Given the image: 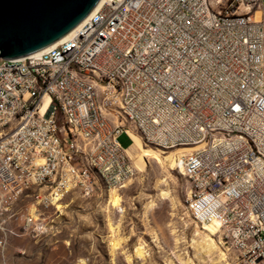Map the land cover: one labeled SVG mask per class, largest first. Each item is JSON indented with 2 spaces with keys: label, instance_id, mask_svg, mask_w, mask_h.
<instances>
[{
  "label": "built area",
  "instance_id": "obj_1",
  "mask_svg": "<svg viewBox=\"0 0 264 264\" xmlns=\"http://www.w3.org/2000/svg\"><path fill=\"white\" fill-rule=\"evenodd\" d=\"M121 134L190 148V214L239 264H264V0H106L65 38L0 58V215L19 217L32 186L120 183ZM21 216L22 232L0 221V246L38 235L37 208Z\"/></svg>",
  "mask_w": 264,
  "mask_h": 264
},
{
  "label": "rangeland",
  "instance_id": "obj_2",
  "mask_svg": "<svg viewBox=\"0 0 264 264\" xmlns=\"http://www.w3.org/2000/svg\"><path fill=\"white\" fill-rule=\"evenodd\" d=\"M134 138L149 154L127 158L131 171L120 183L96 177L86 194L55 180L24 191L14 204L19 217L3 213L0 221L22 232L21 214L37 208L41 229L6 235L0 264H239L216 228L190 214V183L166 158L176 149ZM118 142L130 141L121 134Z\"/></svg>",
  "mask_w": 264,
  "mask_h": 264
},
{
  "label": "water",
  "instance_id": "obj_3",
  "mask_svg": "<svg viewBox=\"0 0 264 264\" xmlns=\"http://www.w3.org/2000/svg\"><path fill=\"white\" fill-rule=\"evenodd\" d=\"M98 0H0V58L23 57L70 32Z\"/></svg>",
  "mask_w": 264,
  "mask_h": 264
},
{
  "label": "bare ground",
  "instance_id": "obj_4",
  "mask_svg": "<svg viewBox=\"0 0 264 264\" xmlns=\"http://www.w3.org/2000/svg\"><path fill=\"white\" fill-rule=\"evenodd\" d=\"M104 1L106 0H98V2L96 3V5L94 6V8L92 9L91 12H93L95 9H97ZM90 12V13H91ZM87 17V16H86ZM85 17V18H86ZM85 18L78 23L75 27L79 26L81 23H83V21L85 20ZM74 27V28H75ZM73 30V29H72ZM71 30V31H72ZM70 31V32H71ZM70 32H68L66 35H64L63 37H61L60 39L65 38L67 35L70 34ZM41 51V50H39ZM37 51V52H39ZM35 52V53H37ZM47 103V99H44V105ZM132 141L129 145H127L125 148V152L128 155V157L130 159H134V158H140L142 159L143 156L149 154L147 151L142 150V148L140 147L139 143L137 142V140L135 138H130L129 141ZM191 149L190 148H181V149H176L175 152H171L173 153V155H168L166 156V158H168L169 160V166L171 169H176L177 172L179 174H182V156L180 155V153L185 152L188 153ZM164 152V151H163ZM184 153V154H185ZM155 156V155H154ZM58 195V194H57ZM57 199V198H56ZM60 207V206H59ZM211 226H213L214 228H216V230L218 231V226L215 223H209Z\"/></svg>",
  "mask_w": 264,
  "mask_h": 264
},
{
  "label": "crops",
  "instance_id": "obj_5",
  "mask_svg": "<svg viewBox=\"0 0 264 264\" xmlns=\"http://www.w3.org/2000/svg\"><path fill=\"white\" fill-rule=\"evenodd\" d=\"M132 138H134V137H132ZM131 142H132V141L130 140L129 144H130ZM129 144H128V145H129ZM125 147H126V146H125Z\"/></svg>",
  "mask_w": 264,
  "mask_h": 264
}]
</instances>
